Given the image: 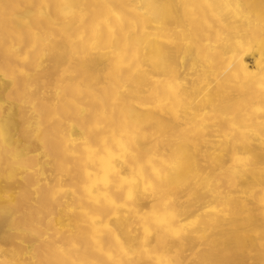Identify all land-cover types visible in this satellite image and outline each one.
Instances as JSON below:
<instances>
[{
  "label": "bare ground",
  "instance_id": "6f19581e",
  "mask_svg": "<svg viewBox=\"0 0 264 264\" xmlns=\"http://www.w3.org/2000/svg\"><path fill=\"white\" fill-rule=\"evenodd\" d=\"M2 114L0 264H264V0H0Z\"/></svg>",
  "mask_w": 264,
  "mask_h": 264
},
{
  "label": "rangeland",
  "instance_id": "374dc122",
  "mask_svg": "<svg viewBox=\"0 0 264 264\" xmlns=\"http://www.w3.org/2000/svg\"><path fill=\"white\" fill-rule=\"evenodd\" d=\"M225 2V1H223ZM228 10V4H224L219 10H217V12L215 13V16L221 15V14H225L226 11ZM6 119L5 116L2 114V116L0 115V126L3 125V122H1L2 120ZM7 119H9L7 117ZM264 122V118H262L261 120H259L258 123ZM49 129H44L40 134H45L47 135L45 138L49 139V136H51V134L48 132ZM38 141H42L44 142V138H40ZM59 145H61L60 147V151L61 152H56L52 157L50 158H46V156H44L42 153H38L37 157H38V163H39V180L41 182L40 184V206L42 207H46L48 208L50 205H55L56 203V199L61 196L62 194H67L66 190L69 188L70 186V182L65 178V171L64 170H59L57 173L55 172V174L52 173L51 171V165L53 164L52 161H54L55 163L57 162H61L60 160L63 158L61 157L63 155V151H65V146L64 144L61 142ZM58 145V146H59ZM41 146V145H40ZM56 157V159H55ZM54 159V160H53ZM66 162H64L65 164ZM54 165V164H53ZM23 171L24 170H28L29 172H31L32 174H34V165L30 162H28V164H24L21 168ZM42 171H44V173H41ZM42 174V175H41ZM62 174V175H59ZM118 174H120V172H115L110 174V179L115 182V175L118 176ZM3 189V188H2ZM121 193L120 197L122 195V199H123V204L128 205V197L126 196L127 192H128V187L126 184H123L122 188H121ZM73 196L71 197V201L73 204V207L75 205H78L79 207L81 205H83L82 201L79 199L78 194H76V198L78 199V202L75 201V199H73ZM95 204H97V201L94 202ZM58 207V206H56ZM45 225H41V227H44Z\"/></svg>",
  "mask_w": 264,
  "mask_h": 264
}]
</instances>
